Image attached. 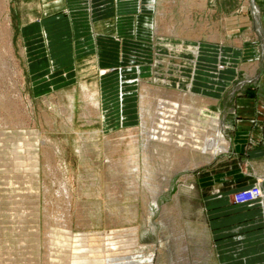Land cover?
<instances>
[{"label": "rangeland", "instance_id": "rangeland-1", "mask_svg": "<svg viewBox=\"0 0 264 264\" xmlns=\"http://www.w3.org/2000/svg\"><path fill=\"white\" fill-rule=\"evenodd\" d=\"M155 1L99 39L69 34L67 6L0 0V264H193L204 248L201 184L218 135L208 110L219 114L225 93L207 99L226 84L209 75L230 65V79L258 90L264 3ZM56 16L66 58L35 70L20 28ZM153 26L168 34H136ZM89 88L107 93L104 121Z\"/></svg>", "mask_w": 264, "mask_h": 264}, {"label": "crops", "instance_id": "crops-1", "mask_svg": "<svg viewBox=\"0 0 264 264\" xmlns=\"http://www.w3.org/2000/svg\"><path fill=\"white\" fill-rule=\"evenodd\" d=\"M8 1L11 5L12 0ZM261 1L264 3V0ZM41 2L43 3L41 8L48 13L68 7L71 16L70 35L83 36L88 34L89 29L92 35L100 39V36L112 32L121 34L131 28L130 26L137 22L136 14L147 11L156 1L41 0ZM8 12H11L10 6ZM56 17L49 18L51 20L43 24L34 18L32 22L20 28L22 41L26 38L21 46V53L27 57L30 67L35 70L51 67V58L54 66L60 65L66 58L58 41L59 36L68 35V32L61 28L66 29L67 26L65 19ZM140 19L139 17L138 21ZM260 21L264 29V15L260 17ZM140 31H152L154 36L168 34L163 29V33L156 32L154 26L151 29L138 27L136 34L142 37L139 35ZM43 36H46V41L43 40ZM45 42L51 55L46 53ZM83 43H86L85 39ZM195 44L201 45L199 42ZM201 47L198 49L199 55L204 53ZM220 59H223L221 55ZM58 61L60 63H57ZM230 69V65H224L221 76L218 71L210 72L209 75L211 80L216 81V85L226 84L223 90L216 94L217 97L207 99L212 103L220 100L225 93L222 97L223 106L217 110L219 114L213 115L210 109L208 110L209 119L212 125L217 127L218 133L208 159L216 156L214 158L216 160L210 162L204 177L205 182L201 184L202 191L205 192L208 234L204 248L199 250L198 257L193 260L195 264H264V77L259 82L255 81L258 85L257 91L251 87L252 93L246 92L248 86L244 83L253 78L234 81L229 77ZM64 80L65 78L56 79L65 83ZM92 91L98 93L97 100L102 108L104 107L102 109L99 106L97 110L104 121L106 107L102 105V101L109 104L105 102L108 98L107 93L105 89H102L101 95L97 90ZM211 94H215V91L211 90ZM89 115L91 116L92 112ZM219 115L223 116L222 122ZM222 126L225 136L221 131ZM220 153L223 155L217 156ZM255 183L261 187L262 196L259 199L250 203L233 201L232 194L235 191Z\"/></svg>", "mask_w": 264, "mask_h": 264}, {"label": "built area", "instance_id": "built-area-1", "mask_svg": "<svg viewBox=\"0 0 264 264\" xmlns=\"http://www.w3.org/2000/svg\"><path fill=\"white\" fill-rule=\"evenodd\" d=\"M262 196L261 187L258 183L254 185L237 190L233 193L232 199L235 203H250Z\"/></svg>", "mask_w": 264, "mask_h": 264}, {"label": "bare ground", "instance_id": "bare-ground-1", "mask_svg": "<svg viewBox=\"0 0 264 264\" xmlns=\"http://www.w3.org/2000/svg\"><path fill=\"white\" fill-rule=\"evenodd\" d=\"M170 47H171V46H170ZM163 50H164V49H162L161 51H163ZM173 52H174V51H173ZM176 53L179 54V51H176ZM182 55H183V53H182ZM176 62H177V61H176ZM182 63H183V62H182ZM176 64H177V63H176ZM166 65H167V64H166ZM168 66H169V65H168ZM171 66H172V65H171ZM172 67H174V66H172ZM1 68H3V70L5 69V67H4L3 65L0 66V69H1ZM0 72H3V75H2V76H4V71H2V69L0 70ZM1 74H2V73H1ZM86 87H87V86H86ZM86 89H87V88H86ZM87 91H88V90H87ZM90 91H91V90H90ZM86 93H87V92H86ZM92 94H93V93H92ZM92 94H91V95H92ZM88 95H89V94L87 93V96H88ZM85 97H86V96H85ZM86 98H87V97H86ZM92 98L94 99V97H92ZM168 98H169V97H168ZM169 100H170V98H169ZM91 101H92V100H91ZM95 101H97V100H95ZM95 101H93V102L95 103ZM94 103H93V104H94ZM99 103H100V102H99ZM96 105L98 106V104H96ZM97 106H96V107H97ZM96 107H95V108H96ZM98 107H99V106H98ZM172 109H173V105L171 106V108H170L169 110H172ZM167 111H168V110H167ZM88 114H89V113H88ZM163 119H164V118H163ZM163 121H164V120H163ZM178 139H179V138H178ZM177 142H178V140H176L175 143H177ZM181 142H182V140H181ZM175 143H174V144H175ZM177 145H178V144H177Z\"/></svg>", "mask_w": 264, "mask_h": 264}]
</instances>
